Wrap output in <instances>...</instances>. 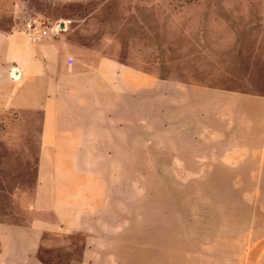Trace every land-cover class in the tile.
I'll use <instances>...</instances> for the list:
<instances>
[{
    "label": "rangeland",
    "instance_id": "obj_1",
    "mask_svg": "<svg viewBox=\"0 0 264 264\" xmlns=\"http://www.w3.org/2000/svg\"><path fill=\"white\" fill-rule=\"evenodd\" d=\"M10 17L66 22L81 67L96 65L87 47L153 88L134 106L116 72V156L82 158L98 187L76 190L73 204L59 190L48 209L33 158L6 156L0 140V222L15 234L0 247L6 264H264L263 115L240 124L230 94L237 124L224 126L207 102L200 114L181 100L192 85L202 98L264 95V0H0Z\"/></svg>",
    "mask_w": 264,
    "mask_h": 264
},
{
    "label": "crops",
    "instance_id": "obj_2",
    "mask_svg": "<svg viewBox=\"0 0 264 264\" xmlns=\"http://www.w3.org/2000/svg\"><path fill=\"white\" fill-rule=\"evenodd\" d=\"M14 19L0 18V125L5 126L0 140L7 142L6 156L33 158L27 164L36 173V196H47L48 209L54 210L59 190H64L63 197L73 204L71 198L76 190L80 192L78 196H83L85 188L98 187L94 178L88 181L86 173L92 171L85 167L88 160L82 158L116 156V72L121 82L120 94L126 92L127 85L134 106L138 91L152 89L153 84L145 80L138 87L134 70L106 68L110 63L115 66L116 60L98 56L87 47L86 59L96 65L81 67L82 50L70 39L66 22L59 38L32 42L26 34L31 19L22 24ZM258 52L257 47L255 53ZM230 92H214L215 96L202 98L200 87L192 85L188 95L182 96V105L192 106L193 111L201 114L207 102L210 117L232 126L237 124L233 120L236 106L230 103L229 95H237L241 104L240 124L251 127L253 114H262L264 134V95ZM199 95L203 100H196ZM164 98L168 101L167 91ZM255 101L263 106L250 107ZM221 128L209 130L226 135L224 140L237 139L236 135L227 136L228 127ZM17 233L24 235L23 231ZM13 238V228L0 222L1 252L10 251ZM0 264H6L4 254H0Z\"/></svg>",
    "mask_w": 264,
    "mask_h": 264
},
{
    "label": "built area",
    "instance_id": "obj_3",
    "mask_svg": "<svg viewBox=\"0 0 264 264\" xmlns=\"http://www.w3.org/2000/svg\"><path fill=\"white\" fill-rule=\"evenodd\" d=\"M63 22L46 23L38 18L28 22L26 34L32 42H40L46 38H59L65 27Z\"/></svg>",
    "mask_w": 264,
    "mask_h": 264
},
{
    "label": "water",
    "instance_id": "obj_4",
    "mask_svg": "<svg viewBox=\"0 0 264 264\" xmlns=\"http://www.w3.org/2000/svg\"><path fill=\"white\" fill-rule=\"evenodd\" d=\"M62 26H63V24H62Z\"/></svg>",
    "mask_w": 264,
    "mask_h": 264
}]
</instances>
